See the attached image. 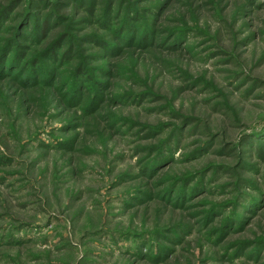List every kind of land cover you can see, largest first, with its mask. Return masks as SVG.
Returning <instances> with one entry per match:
<instances>
[{
  "label": "rangeland",
  "instance_id": "1",
  "mask_svg": "<svg viewBox=\"0 0 264 264\" xmlns=\"http://www.w3.org/2000/svg\"><path fill=\"white\" fill-rule=\"evenodd\" d=\"M0 264H264V0H0Z\"/></svg>",
  "mask_w": 264,
  "mask_h": 264
}]
</instances>
